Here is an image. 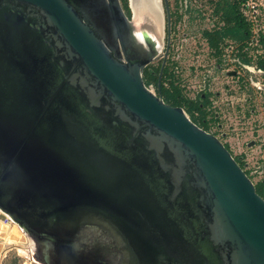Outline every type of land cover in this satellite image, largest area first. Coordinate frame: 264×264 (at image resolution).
Here are the masks:
<instances>
[{
  "label": "water",
  "instance_id": "water-1",
  "mask_svg": "<svg viewBox=\"0 0 264 264\" xmlns=\"http://www.w3.org/2000/svg\"><path fill=\"white\" fill-rule=\"evenodd\" d=\"M131 21L119 0H0V220L45 247L28 248L42 264H84L68 256L91 204L134 264H264V199L216 136L145 86L162 50Z\"/></svg>",
  "mask_w": 264,
  "mask_h": 264
},
{
  "label": "rangeland",
  "instance_id": "rangeland-1",
  "mask_svg": "<svg viewBox=\"0 0 264 264\" xmlns=\"http://www.w3.org/2000/svg\"><path fill=\"white\" fill-rule=\"evenodd\" d=\"M119 1L129 14L128 0ZM200 1L206 14L203 17L202 38L192 26H189L190 32H184L179 26L172 33L161 75L163 52L147 65L142 78L145 85L164 101L156 86L158 80L160 84L162 82L165 89L179 97L183 110L188 107L187 103H198L203 114L197 125L216 136L255 187L261 188V185L264 186V69L261 67L264 66V0H234L240 17L249 23L251 34L248 47L250 71H239L234 78L229 72H218L213 67L219 57L223 58L222 55L226 59H237L235 50L238 45L226 39L221 41L222 53L218 56L212 53L204 37V32L222 27L214 15L210 16L214 3L218 4L220 0ZM226 69L236 70L234 67ZM0 223L7 227L9 235L16 238V244L10 246L6 244L7 233L4 237L0 235V264H40L29 257L32 252L28 248L32 246L17 224L7 219L0 220Z\"/></svg>",
  "mask_w": 264,
  "mask_h": 264
},
{
  "label": "bare ground",
  "instance_id": "bare-ground-1",
  "mask_svg": "<svg viewBox=\"0 0 264 264\" xmlns=\"http://www.w3.org/2000/svg\"><path fill=\"white\" fill-rule=\"evenodd\" d=\"M143 4H147L148 8ZM157 5V0H130V6L128 5V8L130 10L135 36L139 38V35L143 33L142 29H144L156 42H158L156 50L159 52L162 50V43L161 36L159 37L157 32ZM89 208H91L90 210H92V212L85 214V220L81 223L74 240L72 254L69 255L68 258L71 260H76V258L77 260L81 259L84 260V264H90L89 257L94 254V252H99V256L104 258L109 264H134L131 262L130 254L119 235L118 227L116 226L117 220L109 219L106 214L102 213L104 212L102 210H105V208L98 204H91ZM5 216L9 222L14 223L10 216L7 214H5ZM6 230L0 225V232L3 234L7 233L6 244L10 246L15 245L16 238L9 235ZM20 230L25 234L27 239H29L30 247L36 246V248L41 249L40 251L46 250L43 245H38L37 239H34L30 234L25 232L23 228H20ZM20 252L23 253L22 250ZM29 257L35 260V262L40 263L36 260L35 253H31ZM73 262L74 261H72V263Z\"/></svg>",
  "mask_w": 264,
  "mask_h": 264
},
{
  "label": "flooded vegetation",
  "instance_id": "flooded-vegetation-1",
  "mask_svg": "<svg viewBox=\"0 0 264 264\" xmlns=\"http://www.w3.org/2000/svg\"><path fill=\"white\" fill-rule=\"evenodd\" d=\"M166 1H167L168 12H169V49H168V53H169L170 46H171L172 33L174 34V30L178 29L179 26L182 27V30L184 32L185 31L186 32L187 31L190 32V28L192 26L193 28H195L194 32L199 34V38H202V33H203L202 32L203 31L202 23H203V19H204L203 17L206 14L203 13L202 5H201V1L200 0H198V1L197 0H193L194 3H192V0H166ZM161 4H162V10H163V33H164L163 34V48H162V52L164 53L165 52V48H166V41H167V23H168V18H167V14H166V6H165V3H164V0H161ZM128 5L130 6V0H128ZM121 7H122V5H121ZM234 7H235L234 0H220V2L218 4L214 3V7L210 10L211 13H212L210 16L213 17V15H214L216 17V20L220 21V25L222 27L221 28H216V30H211V31L204 32V37H205V39L208 42L209 48L212 50L213 54L217 53L218 56H220L221 53H222V50H221V44L222 43H221V41L226 39V40L232 41L233 44L238 45L236 50H235V52L237 54V57H236L237 59H233V60H230L229 58L226 59L224 57V55H222L223 58L219 57L218 61L216 62L217 64L214 65V67H213L218 72H222V73L225 72L226 74L229 72L230 76L233 77V78L237 74H239V71H244V70L250 71V64H251L250 56H249V48H248L251 35H250L249 23H246L245 18H244V22H245V25H246V28H247V33L245 35L244 40L239 41V40L234 39L233 35H230V34L226 35L225 34L226 29L230 30L233 27V23L232 22H229V24L227 23L228 19L225 16V11L229 12V11L233 10ZM122 10L124 11L123 8H122ZM128 10H129V8H128ZM124 14L126 15V17L128 19L131 18L130 10H129V14H127L125 11H124ZM189 26H190V28H189ZM218 33H219V36H218ZM187 35L188 34H186L184 36H187ZM207 35H211V36H215V37L218 36L219 41L217 42V47L216 48H212L209 45V39H208ZM167 56H168V54H167ZM240 56L242 58L245 57V59H242V58L239 59ZM161 59L163 61V57L162 56H161ZM166 59H167V57H166ZM162 61H161V66H162ZM161 66H160V70H161ZM229 67H234L236 70H227L226 68H229ZM259 72L262 73L261 71H259ZM159 74H160V72H159ZM142 75H143V72H142ZM158 82H159V80H158ZM157 85H158V83H157ZM148 89L151 90V88H148Z\"/></svg>",
  "mask_w": 264,
  "mask_h": 264
},
{
  "label": "trees",
  "instance_id": "trees-1",
  "mask_svg": "<svg viewBox=\"0 0 264 264\" xmlns=\"http://www.w3.org/2000/svg\"><path fill=\"white\" fill-rule=\"evenodd\" d=\"M225 16L228 19V21H227L228 24H229V22L233 23V27L230 30L226 29L225 34L226 35H228V34L233 35L234 39L239 40V41L244 40L245 35L247 33V28H246V25L244 22V18L242 19L239 15L237 6L235 5L233 10H231L229 12L225 11ZM218 36H219V33H218ZM218 36L215 37V36L207 35V37L209 39V45L212 48L217 47V42L219 41ZM263 40H264V36H263ZM261 67L264 69V66L261 65ZM156 86H157V83H156ZM157 89H158L159 94L164 96V102L166 104H168V105L170 104L174 107H181L182 106V104L179 100V97L177 95H175V96L172 95L170 90L165 89L162 82H161L159 88L157 86ZM187 104H188V107L184 110H185L186 114H188L189 119L195 125H197V122H199L201 120L200 117L202 116L203 112L199 108L198 103L190 102ZM263 187L264 186L261 185V188L255 187V189H256V192L258 193V195L264 199V188Z\"/></svg>",
  "mask_w": 264,
  "mask_h": 264
}]
</instances>
